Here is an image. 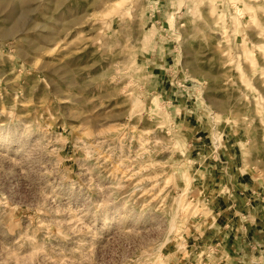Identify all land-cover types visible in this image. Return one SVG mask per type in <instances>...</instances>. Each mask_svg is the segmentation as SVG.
Returning <instances> with one entry per match:
<instances>
[{"label": "rangeland", "instance_id": "obj_1", "mask_svg": "<svg viewBox=\"0 0 264 264\" xmlns=\"http://www.w3.org/2000/svg\"><path fill=\"white\" fill-rule=\"evenodd\" d=\"M0 264H264V0H0Z\"/></svg>", "mask_w": 264, "mask_h": 264}, {"label": "crops", "instance_id": "obj_2", "mask_svg": "<svg viewBox=\"0 0 264 264\" xmlns=\"http://www.w3.org/2000/svg\"><path fill=\"white\" fill-rule=\"evenodd\" d=\"M245 180L248 181L245 174L238 175L236 179L232 178L230 181L233 182L228 184L229 189L225 194L228 199L230 197L242 199L241 205L237 206L236 203H229L224 209L216 208L219 212L229 211V214H232V220L234 216L237 217L238 223H232V227L229 229V225L225 226L226 224L223 223L224 220L219 218L220 213H216L220 219L218 227L216 228L217 232L219 230L217 233L219 238H217V240L221 239L222 243L226 242L227 245L232 244L235 247V255H239L241 252L243 253V251H240L241 246H244L242 250L245 251L262 248V204H260L262 203V189H259L261 186L259 182L255 181V186H253L248 182L244 183ZM217 245H220V243Z\"/></svg>", "mask_w": 264, "mask_h": 264}]
</instances>
